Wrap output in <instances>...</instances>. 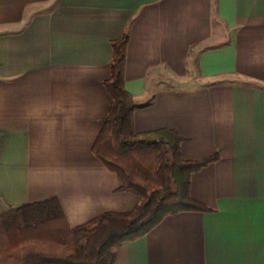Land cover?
<instances>
[{
    "label": "crops",
    "instance_id": "crops-1",
    "mask_svg": "<svg viewBox=\"0 0 264 264\" xmlns=\"http://www.w3.org/2000/svg\"><path fill=\"white\" fill-rule=\"evenodd\" d=\"M137 133L175 130L209 211L169 214L112 264H264V0H0V214L56 197L77 227L139 197L91 151L112 41Z\"/></svg>",
    "mask_w": 264,
    "mask_h": 264
},
{
    "label": "trees",
    "instance_id": "trees-1",
    "mask_svg": "<svg viewBox=\"0 0 264 264\" xmlns=\"http://www.w3.org/2000/svg\"><path fill=\"white\" fill-rule=\"evenodd\" d=\"M127 41L123 34L111 43L110 76L103 83L111 100L91 151L115 173L116 190L132 192L139 201L129 211H104L69 229L70 242H60L53 252L27 253L13 264H112L117 247L144 235L164 216L187 210L209 211L190 196V176L214 161L217 154L185 160L179 156L182 137L175 130L134 131L133 111L147 106L150 100L134 103L124 87ZM63 215L58 199L50 197L0 214V228L14 221L24 227L50 221L65 224Z\"/></svg>",
    "mask_w": 264,
    "mask_h": 264
},
{
    "label": "rangeland",
    "instance_id": "rangeland-1",
    "mask_svg": "<svg viewBox=\"0 0 264 264\" xmlns=\"http://www.w3.org/2000/svg\"><path fill=\"white\" fill-rule=\"evenodd\" d=\"M20 224L21 222L18 224L14 221L6 228H0V264L2 262L13 264L31 252H50L52 249H57L60 242L64 245L66 239L70 242L69 229L71 227L66 221L65 224L50 221L26 227Z\"/></svg>",
    "mask_w": 264,
    "mask_h": 264
}]
</instances>
